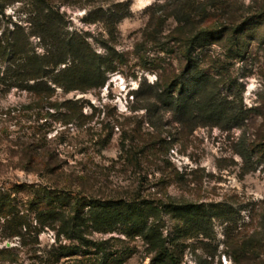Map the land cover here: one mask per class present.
<instances>
[{
	"label": "rangeland",
	"instance_id": "1",
	"mask_svg": "<svg viewBox=\"0 0 264 264\" xmlns=\"http://www.w3.org/2000/svg\"><path fill=\"white\" fill-rule=\"evenodd\" d=\"M183 1L2 0L1 39H15L40 55L46 49L40 37L48 31L85 41L93 55L88 62L101 65L105 82L87 92L57 87L51 98L81 99L84 112L92 113L83 127L63 123V105L52 108L45 100L37 106L32 92L0 85V128L8 126L11 134L6 138L1 131L0 178L28 213L29 187L20 186L39 184L41 176L22 169L7 139L33 130L52 140L61 135L66 142L57 147L65 167L91 171L87 184L90 189L97 184L95 192H132L139 186L150 200L209 209L207 216L196 212L202 224H188L191 229H174L175 222L164 217L159 231L177 264H264V21L238 40L219 12L188 36L176 19ZM234 6L248 16L264 0H234ZM9 52L0 56L2 73L12 67ZM187 89L195 99L228 104L231 117L241 110L242 118L207 122L158 97ZM12 107L20 111L17 120L4 121L1 111ZM8 233L0 224V249H12L0 254V264H37L55 240L51 229L38 234L31 227L12 238ZM112 235L125 238L117 232L94 236ZM126 240L113 246L133 249L124 264H152L155 253L143 239ZM67 259L55 264H74Z\"/></svg>",
	"mask_w": 264,
	"mask_h": 264
},
{
	"label": "trees",
	"instance_id": "2",
	"mask_svg": "<svg viewBox=\"0 0 264 264\" xmlns=\"http://www.w3.org/2000/svg\"><path fill=\"white\" fill-rule=\"evenodd\" d=\"M3 11L0 0V13ZM219 12L226 14L229 20L226 31L238 40L250 26L264 21V7L256 13L242 16L238 14L234 0H184L176 17L180 33L189 36L202 21L216 17ZM201 32L198 34L201 35ZM187 39L191 40V37ZM40 40L46 46L42 55L28 50L15 39L0 38V56L8 54L9 49L12 59V67H8L4 73L0 71V85L32 92L37 106L45 100L52 108L59 109L58 106L63 105V123L67 125L77 121L83 127L92 113L88 115L84 112L81 99H66L59 103L51 102V98L57 87L68 93L74 89L87 92L93 87L103 86L105 80L100 77L101 65L95 62L89 64L93 55L85 41L79 42L75 37L49 31L47 35H41ZM62 64L64 67L61 68ZM158 97L165 104L176 106L182 113L207 122L221 124L231 118L237 121L242 118L241 110L231 117L228 104L195 99L188 89L181 90L178 95L159 93ZM1 114L5 117L4 121H13L17 120L20 111L12 107L1 111ZM17 122L14 123L16 126L19 124ZM7 129L8 126L0 128V137L3 138L1 131L6 132V138L11 136ZM7 140L16 146L13 151L25 164L22 169L41 176V182L20 186L29 187L31 196L24 205L30 210L27 213L20 209L16 196L11 189H5L0 178V224L9 229L8 238L22 237L23 229L31 227L37 229L38 234L45 229L54 231L55 240L51 249L47 251L45 259L37 264H55L64 258L74 260V264H124L133 255V249L121 245L114 249L113 246L137 237L143 239L149 250L155 253L151 258L152 264H166L167 260L177 264V259L168 254L159 231L164 229V217L170 216L175 222L174 229H191L188 224H202V220L195 218L197 211L203 212V216L209 213L208 208L198 204L147 199L139 186L132 192L107 193L102 188L95 192L97 184L92 185L91 189L88 186L93 174L91 171H73L65 167L66 163L60 158L62 153L57 147L66 142L61 135H55L52 140L47 133L33 130L17 135L16 140ZM52 141L55 145L50 146ZM261 146L264 151V141ZM185 218L184 224H181ZM115 232L125 238L115 235L109 238L94 236ZM10 250L4 247L0 249V254Z\"/></svg>",
	"mask_w": 264,
	"mask_h": 264
},
{
	"label": "water",
	"instance_id": "3",
	"mask_svg": "<svg viewBox=\"0 0 264 264\" xmlns=\"http://www.w3.org/2000/svg\"><path fill=\"white\" fill-rule=\"evenodd\" d=\"M8 246H10L11 244L10 243H7Z\"/></svg>",
	"mask_w": 264,
	"mask_h": 264
}]
</instances>
